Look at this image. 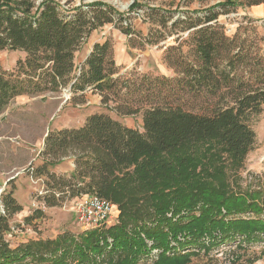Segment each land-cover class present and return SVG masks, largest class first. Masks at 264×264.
Returning <instances> with one entry per match:
<instances>
[{
	"label": "trees",
	"instance_id": "1",
	"mask_svg": "<svg viewBox=\"0 0 264 264\" xmlns=\"http://www.w3.org/2000/svg\"><path fill=\"white\" fill-rule=\"evenodd\" d=\"M213 1L191 11L134 1L118 12L98 1L74 6L73 0H0V51L24 54L13 71L0 67V115L18 96L62 90L78 103L90 90L115 115L91 114L78 129L47 134L43 167L72 160L74 170L36 173L38 180L45 175L51 191L41 198L44 205L94 194L118 211L113 225L12 248L9 220L22 205L5 194L0 264H189L232 241L239 251L261 244L256 259L263 257L264 177L241 187L234 174L255 144L249 122L264 104V50L252 51L238 39L233 47L234 39L218 34L217 19L236 4L249 8L264 0L208 4ZM138 11L151 25L146 36L133 29ZM107 25L141 50L175 35L164 47L171 50L180 35H190L194 60L164 58L173 78H121L106 39L76 64L89 36ZM136 116L142 132L119 120Z\"/></svg>",
	"mask_w": 264,
	"mask_h": 264
},
{
	"label": "rangeland",
	"instance_id": "2",
	"mask_svg": "<svg viewBox=\"0 0 264 264\" xmlns=\"http://www.w3.org/2000/svg\"><path fill=\"white\" fill-rule=\"evenodd\" d=\"M31 1L37 5L42 0ZM61 1L64 3L67 0ZM73 1L74 6L81 2L92 3L89 0ZM134 1L125 6L122 12H127ZM197 2L201 5L198 9L207 5L206 0ZM228 10L227 15H220L217 19V23L222 27L218 34H223L227 41L234 39L233 47L237 45L238 39L243 40L252 51L262 52L264 21L249 17L245 9L237 4ZM136 21L143 23L141 18ZM179 37L181 40L172 44L171 50L164 51L162 47L157 46L136 53L128 52L130 63L121 67L119 72L121 78L128 74L133 76V80L142 75L173 78L174 71L168 68L164 58L168 56L173 61L179 59L184 63L194 60V45L190 35L183 34ZM23 58L24 54L20 52L0 51V67L5 72H11L15 69L17 61ZM75 63L77 64V60ZM83 96L84 103H78L72 99L68 90L59 93L22 95L14 98L0 115V214L4 213L2 199L5 194L11 193L22 205L21 212L9 220L11 232L7 240L12 248L28 241L54 239L64 232L77 235L83 231L76 224L73 199L69 202L63 200L55 207H46L41 198L51 194L46 187L47 179L45 175L40 177V180L35 177L37 172L49 173L51 170L43 167L40 158L44 140L49 132L78 129L91 114H106L115 118V115L101 104L99 95L87 90ZM119 120L125 126L142 132L140 116ZM249 125L255 134V144L253 150L245 157L238 174H234L235 181L240 180L241 187L264 177V104L261 112L251 117ZM111 205L113 208L105 226L116 223L118 211L116 206L112 203ZM236 244L233 241L228 242L210 251L209 255L193 256L189 264H264V255L256 259L259 257L261 244L251 245L246 251L237 250ZM151 258H155V253Z\"/></svg>",
	"mask_w": 264,
	"mask_h": 264
},
{
	"label": "crops",
	"instance_id": "3",
	"mask_svg": "<svg viewBox=\"0 0 264 264\" xmlns=\"http://www.w3.org/2000/svg\"><path fill=\"white\" fill-rule=\"evenodd\" d=\"M96 1L106 3L114 7L118 12H122V10L126 8L125 6L129 5L134 0H89V2H96ZM137 1L143 5H147L152 8H160L163 10L169 8L174 10L178 7L181 10L191 11L193 9L199 8L200 6L197 0H137ZM220 1L223 0H215L213 2H209L208 4L209 5L215 4ZM244 9L249 17L253 19H257L259 21H264V1L263 3L257 6H252ZM150 27L151 25L149 23H142V22L137 23L136 20L133 21V29L141 36H146ZM106 39L110 40L111 42L113 60L119 68L126 66L130 63L127 54L128 52L136 53L141 51V49L129 47L127 45L126 37L118 30L114 29L112 26L107 25L97 31H94L89 36L87 42L83 45L81 50L77 52L75 55V60H77V64L78 65L83 64V62L86 60L89 53L91 52L92 47L97 43L104 42ZM173 40H174L173 37L167 38V41L160 42L157 46H160L163 49H165L164 47ZM148 47L149 46H146L143 50H145ZM73 170H74V164L72 160H65L60 165L51 169V171L56 175H68Z\"/></svg>",
	"mask_w": 264,
	"mask_h": 264
},
{
	"label": "built area",
	"instance_id": "4",
	"mask_svg": "<svg viewBox=\"0 0 264 264\" xmlns=\"http://www.w3.org/2000/svg\"><path fill=\"white\" fill-rule=\"evenodd\" d=\"M138 15L141 18L142 11H138ZM72 202L78 227L90 230L108 224L113 208L109 201L94 194H85L76 197Z\"/></svg>",
	"mask_w": 264,
	"mask_h": 264
}]
</instances>
